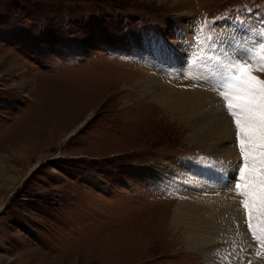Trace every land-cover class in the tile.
<instances>
[{"label": "rangeland", "instance_id": "374dc122", "mask_svg": "<svg viewBox=\"0 0 264 264\" xmlns=\"http://www.w3.org/2000/svg\"><path fill=\"white\" fill-rule=\"evenodd\" d=\"M186 11L197 31L254 22L264 56V0H0V264L250 263L228 241L188 251L170 225L179 194L148 173L204 155L142 93L132 42L176 34Z\"/></svg>", "mask_w": 264, "mask_h": 264}, {"label": "bare ground", "instance_id": "6f19581e", "mask_svg": "<svg viewBox=\"0 0 264 264\" xmlns=\"http://www.w3.org/2000/svg\"><path fill=\"white\" fill-rule=\"evenodd\" d=\"M191 15L186 11L182 16L176 34L161 36L146 30L132 35L135 54L147 64L142 93L151 94L156 105L183 127L187 145L204 153L193 160L165 159L151 165L148 173L179 194L170 225L177 233L181 229L188 251L204 258L218 250L209 247L228 241L227 254L244 252L249 264H264V258L254 256L246 230L244 197L231 188L228 178L229 173L238 175L241 164L236 128L220 94L227 69L237 57L260 62L262 55L254 48L262 31L248 19L228 20L215 32L197 31L187 24ZM260 73L253 72L261 77ZM191 74L196 79L183 85V76Z\"/></svg>", "mask_w": 264, "mask_h": 264}, {"label": "snow or ice", "instance_id": "6c2138e0", "mask_svg": "<svg viewBox=\"0 0 264 264\" xmlns=\"http://www.w3.org/2000/svg\"><path fill=\"white\" fill-rule=\"evenodd\" d=\"M236 59L227 69V83L222 85L220 94L233 118L241 157L234 191L244 197L241 205L247 214L248 229L256 239L262 240L264 221L257 228L252 220L254 211L264 217V78L253 72L264 73V57L258 64L255 59Z\"/></svg>", "mask_w": 264, "mask_h": 264}]
</instances>
